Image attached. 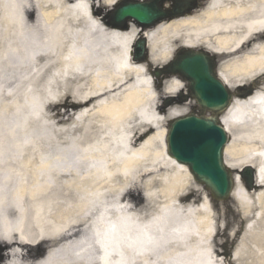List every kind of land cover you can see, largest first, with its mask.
Masks as SVG:
<instances>
[{"label":"bare ground","instance_id":"1","mask_svg":"<svg viewBox=\"0 0 264 264\" xmlns=\"http://www.w3.org/2000/svg\"><path fill=\"white\" fill-rule=\"evenodd\" d=\"M118 1L0 0V264L220 262V218L167 153V121L186 108L161 104L133 58L140 34L151 63L203 49L224 57L218 77L240 88L221 123L226 166L252 167L258 185L247 189L238 173L232 193L253 215L234 255L242 263L264 230V0H199L143 33L104 14ZM164 84L167 95L184 86ZM60 105L75 108L69 119L53 113Z\"/></svg>","mask_w":264,"mask_h":264},{"label":"water","instance_id":"2","mask_svg":"<svg viewBox=\"0 0 264 264\" xmlns=\"http://www.w3.org/2000/svg\"><path fill=\"white\" fill-rule=\"evenodd\" d=\"M166 0L141 2L125 0L112 15V22L123 24L129 20L143 29L154 26L164 18H173L190 12L195 4L187 0H173L174 8L165 11ZM147 42L141 38L135 44V60H147ZM216 58L204 51L182 48L176 58L154 74L180 75L188 82V94L180 98V103L190 98L197 101L199 111L175 119L167 137L168 153L178 162L189 166L194 178L205 185L217 200H227L234 186L233 172L224 162V148L228 133L221 125L220 115L230 105L233 92L225 86L217 75ZM173 98L169 99L170 105ZM212 113L210 116L206 114ZM241 175L248 189L254 187V170L246 167Z\"/></svg>","mask_w":264,"mask_h":264},{"label":"rangeland","instance_id":"3","mask_svg":"<svg viewBox=\"0 0 264 264\" xmlns=\"http://www.w3.org/2000/svg\"><path fill=\"white\" fill-rule=\"evenodd\" d=\"M200 2H201V6H203L206 4L207 0H202ZM118 4L119 3L113 6H106L104 8V14L108 16L110 21H111L110 14L116 10ZM172 7H173L172 0H169L167 3L164 4V8L172 9ZM131 24L132 22L129 21L127 22L126 26H130ZM139 31H141V28ZM177 50L178 48L175 50V52ZM174 53L172 57L166 62L156 63L154 65L166 64L173 58ZM217 58H218L219 63L222 60H224V57L220 55H217ZM156 86L160 94V102L161 104H165V100L168 97V95L166 94V90H165V84L164 82L161 85L157 83ZM180 106H182L183 108H186L185 113L189 111L190 105L184 104ZM57 111L61 112L63 118L69 119V117L74 113L75 108H70L69 111L66 112V109L62 105H60L58 110L56 109L53 110V113H56ZM169 122L170 120L167 121V124H169ZM162 179H163V182L165 183L168 180V175L164 176ZM195 182L197 183L198 187L202 188V192L200 196L203 197L204 193L208 194L207 190L204 188L202 184L198 183L197 181ZM162 188H163V185L161 186V184H155L153 187H148V188L142 187L141 191L143 192V190L144 191L147 190V192L152 193V192H159ZM211 203L215 210V213L220 218L219 227H218L217 233L215 234L216 240L218 243V248L221 250V259L219 263L220 264H264V256H262V253H261L262 251H264V230L260 231L258 238L254 240L253 243H251L254 253L251 254V256L247 260L242 261V263H238L234 255H235V252L241 251L243 249L245 238L249 236L250 234V231L247 230L245 226L247 222L251 219V217L244 214L243 208L241 207L240 203L234 198H232L231 201H228L226 204L215 203L212 199H211ZM240 209H242L243 212ZM239 227H241V231L237 236H235L234 232Z\"/></svg>","mask_w":264,"mask_h":264}]
</instances>
